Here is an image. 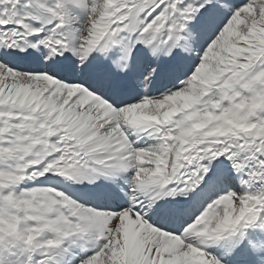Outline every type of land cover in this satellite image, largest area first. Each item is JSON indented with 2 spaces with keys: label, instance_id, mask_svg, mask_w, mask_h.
I'll use <instances>...</instances> for the list:
<instances>
[{
  "label": "snow or ice",
  "instance_id": "1",
  "mask_svg": "<svg viewBox=\"0 0 264 264\" xmlns=\"http://www.w3.org/2000/svg\"><path fill=\"white\" fill-rule=\"evenodd\" d=\"M0 264H264V0H0Z\"/></svg>",
  "mask_w": 264,
  "mask_h": 264
}]
</instances>
